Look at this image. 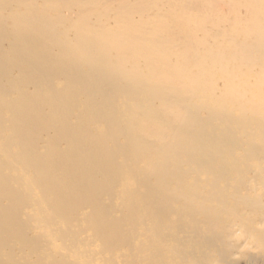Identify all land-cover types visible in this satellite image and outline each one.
<instances>
[{"label":"bare ground","instance_id":"obj_1","mask_svg":"<svg viewBox=\"0 0 264 264\" xmlns=\"http://www.w3.org/2000/svg\"><path fill=\"white\" fill-rule=\"evenodd\" d=\"M56 1L0 0L3 151L45 180L55 199L70 192V176L88 199L89 177L104 176L109 157L82 156L72 167L64 157L60 168L40 151L52 127L43 103L82 99L113 126L108 140L122 134L128 150L155 153L145 168L153 171L143 212L150 226H177L196 257L228 264L251 248L264 259V91L256 89L264 81V0H71L77 13L69 20L49 14L60 11ZM51 74L69 97H48ZM60 117L57 130L81 133ZM107 143L87 152L101 159ZM223 241L231 243L216 248Z\"/></svg>","mask_w":264,"mask_h":264},{"label":"rangeland","instance_id":"obj_2","mask_svg":"<svg viewBox=\"0 0 264 264\" xmlns=\"http://www.w3.org/2000/svg\"><path fill=\"white\" fill-rule=\"evenodd\" d=\"M69 1L57 0L55 4L61 6L60 11L48 10L49 14L73 19L77 10L68 8ZM39 3L38 6H42ZM261 52L264 58V43ZM47 78L55 85V89L49 90L55 94L48 97L57 99L71 95L65 91L61 76L51 74ZM257 87L264 91V81L256 86L258 90ZM9 98L16 100L15 95ZM62 104L64 106L57 107L43 103L52 121V127L45 131L48 140L40 145V151L46 153L44 163L49 166L60 162L59 167L63 168L64 157L71 167L82 156L94 162H104V158L109 157L107 173L93 179L89 177L92 183L88 182V199L80 195L78 180L70 176V192L66 197L63 195L62 202L55 199L56 194L53 195L45 180L3 151L7 141L3 135L0 139V264H194L195 259L197 264H222L204 253L196 257L188 249V234L181 232L176 236L177 226L172 227L163 220L153 227L143 218L150 204L146 189L153 180V171L145 168L148 158L155 153L128 150V139L122 134L108 140L105 134L114 129L113 126H108L104 117L94 114L84 100L63 99ZM67 104L75 106L68 108ZM60 115H69L76 122L74 126L81 125V133L74 135L57 130L64 122ZM101 139L109 142L110 150L95 161L97 150L92 153L87 150ZM82 141L87 148L76 150L74 145ZM119 150L123 152L117 154ZM77 162L80 163L79 159ZM91 166L88 162L85 169ZM98 215H102L100 222ZM262 239L264 244V236ZM223 242H215L216 248L221 250L226 241ZM229 243L231 241L225 245ZM244 252L246 257L237 254L228 264H264L262 252L251 248Z\"/></svg>","mask_w":264,"mask_h":264}]
</instances>
